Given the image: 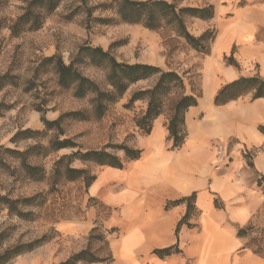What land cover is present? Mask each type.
<instances>
[{"label": "rangeland", "instance_id": "374dc122", "mask_svg": "<svg viewBox=\"0 0 264 264\" xmlns=\"http://www.w3.org/2000/svg\"><path fill=\"white\" fill-rule=\"evenodd\" d=\"M31 1L0 0V78H7L5 87L0 90V160L5 164V167L0 166V198L20 201L16 207L24 215L21 218L9 213L5 203L0 201V264H60L83 250L103 260L98 264H116L109 249L113 232L106 227L112 210L99 198L89 197L90 186L86 187L84 180L66 182L63 179L65 160L60 165L61 172L55 174L56 162L77 151L106 149L112 152L114 145L131 148V141L137 134L145 136L135 123L146 111V104L143 101L128 103L133 93L151 87L154 79L129 86L125 95L110 105L103 117L96 118L91 110L94 97L75 99L72 90L59 88L56 60L49 61V58H60L68 65L80 47H100L120 63L149 64L180 75L185 73L187 90L190 86L199 90L201 59L207 55L197 53L183 41L169 40L173 35L168 38L166 31L159 34L140 25L115 22L113 8H104L108 0H63L44 18L39 30H26L16 37L11 35L8 27L23 15ZM193 5L182 2L180 7ZM98 19H112V22L106 25ZM186 27L189 34L194 35L187 22ZM209 32L215 34V29ZM225 62L237 67L231 58ZM76 67L102 90L109 89L105 70L87 63H77ZM255 76L259 77L257 71ZM78 112L83 113L85 120L66 116L59 123L61 132L57 128L49 130L42 123L43 119L56 121L63 115ZM26 130L34 133L14 138ZM55 140H70L77 147L53 152L49 143ZM4 149L27 152L22 162L42 169L44 180L36 182L28 178L21 160ZM70 166L85 169L87 176H95L100 170V166L78 161ZM260 188L263 192L264 187ZM30 198L32 202L22 203ZM185 204L193 214V201ZM80 220L93 225L91 231L81 237L62 234L56 228L63 221ZM251 228L249 240L255 249L264 252V214ZM30 244H33L31 250L4 261L8 252L25 249Z\"/></svg>", "mask_w": 264, "mask_h": 264}, {"label": "crops", "instance_id": "0c3cea01", "mask_svg": "<svg viewBox=\"0 0 264 264\" xmlns=\"http://www.w3.org/2000/svg\"><path fill=\"white\" fill-rule=\"evenodd\" d=\"M185 3L213 7L211 20L187 23L194 37L215 29V38L201 59V96L185 114L184 143L172 149L167 119L156 118L148 136L137 134L131 141L140 157L122 169L100 166L89 197L112 210L106 227L113 232L109 249L116 264H264L238 235L264 214L258 185L264 178V98L247 95L213 105L217 92L235 80L256 71L264 80V0ZM191 196L194 213L176 232L186 204L165 206ZM89 222L63 221L56 228L81 237L91 231ZM169 247L180 253L163 260L153 253Z\"/></svg>", "mask_w": 264, "mask_h": 264}, {"label": "trees", "instance_id": "16d2710c", "mask_svg": "<svg viewBox=\"0 0 264 264\" xmlns=\"http://www.w3.org/2000/svg\"><path fill=\"white\" fill-rule=\"evenodd\" d=\"M63 0H32L28 3L27 8L22 16L17 18L12 26L8 27L11 35L18 36L23 31L30 30L36 31L41 28L44 18L52 14L58 5ZM109 3L104 5V8L112 7L117 23L125 25H140L144 29L152 32L162 34L163 31L169 33L168 38L173 35L169 40L177 43L183 41L192 50L203 55H208L209 44L214 40V34L206 31L198 38L189 34L186 27L188 18L200 19L209 21L213 18L214 11L212 6L206 7H180L182 2L189 0H108ZM103 24H110L112 19H98ZM1 27V26H0ZM55 74L57 76V85L59 88L72 90L75 99H83L89 95L94 97L92 101L93 114L96 118H101L107 112V108L121 99L129 86L139 83L147 82L154 79L151 87L143 90H138L130 97L128 105L136 102L143 101L146 104V111L136 120L135 125L143 132L145 136L152 130V122L161 116L167 119L168 140L172 143V149L180 148L183 145L185 138V125L184 118L189 108L197 106V101L201 96L200 90H195L190 86L187 90L185 82V73L179 74L172 70H162L159 67L149 64H125L120 63L113 57L109 51H104L100 47H89L84 45L79 48L76 53L75 59L70 64L65 65L59 58H49V61H55ZM77 63H87L91 67L100 68L105 70L106 84L108 90H102L99 85L81 74L76 67ZM6 77L0 78V90L6 85ZM252 95V100L264 98V80L259 77L240 78L233 83L223 86L213 99L214 106H220L234 101L241 96ZM72 117L75 120H85L83 113H70L61 116L56 121H42L45 128L51 130L57 128L61 132L59 123L64 117ZM31 130H26L23 133H17L14 138L21 135H32ZM38 133V132H36ZM29 137V136H27ZM53 152H58L64 148H76L70 140H55L49 143ZM6 153H10L16 158L21 160V167L25 175L33 181L42 182L45 178L44 172L38 167L31 166L22 162V157L26 153H19L11 149H4ZM141 155V151L130 148L126 145H114L112 152L104 150L87 151L82 153L77 151L69 156H62L56 162L55 174L61 172L60 165L66 161V166L62 170L63 179L66 182H77L79 179L84 180L85 186L89 187L96 179L95 176H87L85 169H75L70 165L74 161L82 162L83 164H93L97 166H106L110 168L122 169L125 163L137 160ZM0 166L5 167V164L0 160ZM260 187H264V178L258 182ZM264 192V189H263ZM264 194V193H263ZM195 196L184 198L180 201H168L165 209L194 201ZM0 201L5 203L8 212L14 213L21 218L24 217L23 213L17 210L16 205L20 201H11L5 198H0ZM33 201V198L22 201L28 204ZM186 214L176 227L178 232L179 227L187 222L191 217V208L187 204ZM253 228L239 230L238 235L248 239L247 248H249L255 255L257 254L264 259V252L262 249H255L252 240H249L248 233L252 232ZM33 248L30 244L25 249H13L6 254L4 261H8L13 257L29 251ZM153 253L159 259L168 258L172 254H178L180 251L177 247H169L163 250H154ZM89 250H83L80 253L72 256L64 263L60 264H98L102 262Z\"/></svg>", "mask_w": 264, "mask_h": 264}, {"label": "built area", "instance_id": "2783aa9c", "mask_svg": "<svg viewBox=\"0 0 264 264\" xmlns=\"http://www.w3.org/2000/svg\"><path fill=\"white\" fill-rule=\"evenodd\" d=\"M219 162H221L220 160H219ZM219 169V167H216V170H218Z\"/></svg>", "mask_w": 264, "mask_h": 264}]
</instances>
